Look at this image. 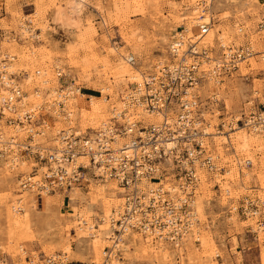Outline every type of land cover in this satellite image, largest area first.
Segmentation results:
<instances>
[{
    "label": "rangeland",
    "instance_id": "obj_1",
    "mask_svg": "<svg viewBox=\"0 0 264 264\" xmlns=\"http://www.w3.org/2000/svg\"><path fill=\"white\" fill-rule=\"evenodd\" d=\"M199 1L0 0V50L15 55L12 72L22 94L28 95L23 99L25 105L38 104L41 108L35 113L47 118L48 128L39 140L46 143L55 129L71 125L51 114L57 94L65 93L64 87L71 86L68 96L79 88L76 105L72 100L65 102L66 108H71V119L79 124L74 127L92 132L133 87L137 73H151L157 63L167 62L168 42L184 27L191 35L198 16L212 17L208 32L212 30L213 44L206 34L202 39L203 47L211 52L221 49L222 54L223 44L224 48L248 46L254 53L264 52V33L258 29L264 0H211L207 9ZM196 3L198 13L194 12ZM120 54L123 59L132 55L134 66L119 68ZM208 68L205 65L203 70ZM39 70L47 84L39 83L37 89L34 79L23 84L25 72L33 76ZM204 82L199 95L203 101L211 93L215 95L216 106L208 117L210 126H216L246 112L264 96V63L256 54L219 84ZM88 87L97 90V97L82 95L88 93ZM141 120L147 124L150 118ZM242 134L248 139L249 150L241 147ZM208 147L218 155L224 170L216 175L199 174L193 194L198 223L190 238L177 248L134 231V236L125 237L124 250L113 248L111 240L104 238L105 225L100 218L106 221L120 198L114 182L90 180L36 199L31 192L17 189L19 175L30 169L27 161L19 162L17 169L0 164V264H44L47 255H63L67 264H102L110 249L106 264H260L264 209L259 212L262 214L248 217L240 210L245 200L264 202V135L235 126L228 135L214 137ZM247 160L249 167L243 164ZM17 200H22V214L14 213ZM79 220L94 226L93 233Z\"/></svg>",
    "mask_w": 264,
    "mask_h": 264
},
{
    "label": "built area",
    "instance_id": "obj_2",
    "mask_svg": "<svg viewBox=\"0 0 264 264\" xmlns=\"http://www.w3.org/2000/svg\"><path fill=\"white\" fill-rule=\"evenodd\" d=\"M262 20L258 29L264 33V16ZM209 26L207 21L198 24L191 35L184 28L175 33L167 45V62L157 63L153 72L142 75L121 99L127 108L140 105L145 112L158 115V122L143 126L126 110L112 111L110 119L90 133L66 125L55 129L46 143L38 138L48 128L47 118L21 101L22 90L15 73L6 71L3 63L8 58L0 50V89H5L0 98V164L12 168L24 160L30 168L19 175L17 189L40 199L42 194L71 190L90 180L114 182L121 190V205L106 218L113 230L112 241L125 231L174 245L186 234L192 235L198 220L190 211V200L198 175L201 171L222 170L216 167L208 144L217 135H228L235 126L264 131V96L246 112L210 126L208 116L213 115L211 109L217 100L211 93L203 101L199 95L201 85L204 81L219 84L237 70L238 63L253 55L264 63V52L254 53L250 47L241 46L227 47L226 55L221 49L213 53L197 45ZM128 62L133 63V56ZM205 65H209L207 71L203 70ZM70 87L57 94L52 117L69 120L64 96ZM16 133H23V137L18 138ZM243 164L250 166L246 161ZM168 187L175 189L173 196ZM259 206L263 209V201L245 200L240 212L248 217ZM109 251L102 264L110 258ZM44 264L67 262L63 255H47Z\"/></svg>",
    "mask_w": 264,
    "mask_h": 264
},
{
    "label": "bare ground",
    "instance_id": "obj_3",
    "mask_svg": "<svg viewBox=\"0 0 264 264\" xmlns=\"http://www.w3.org/2000/svg\"><path fill=\"white\" fill-rule=\"evenodd\" d=\"M204 1L206 2V3H204ZM199 2H202V5L204 4V6L203 7H206V9H207V7L208 8H210L209 7V3L211 2V0H200ZM198 3H196V6H195V8H194V12L195 13H198L197 12V10H198ZM205 15H207V14H205ZM263 16H264V10H263ZM210 19H212V17H211V15H209L208 17H202V16H198V18L196 17V20H195V26H194V28H196L197 27V25L198 24H200V23H206L207 21H208V23L210 24V22H209V20ZM194 21V20H193ZM193 21L191 22L192 23V25H193ZM211 25V24H210ZM184 30H186V33H188V29L186 28L185 29V27H184ZM212 32V30H210L209 32H207L206 33V38L208 39V41L211 43V44H213V41H212V38H213V33H211ZM178 33V32H177ZM203 37L204 36H201L200 38H199V40L197 41V45H199V44H201L202 46H205V44L202 42V39H203ZM173 39V38H172ZM194 41V40H193ZM200 45V46H201ZM224 45V44H223ZM222 45V50H224V52H222V54H228V51L226 50L227 48H224L226 45H224L223 46ZM8 54H10L9 52H7V54H6V56H7V58H8V61H6V62H4L3 64H4V66H6V71H10V72H12V69H13V71L15 70V67H13V66H15V64H16V58H15V55H9L8 56ZM129 56H132V55H128L127 56V58L126 59H123L122 58V55L120 54L119 55V64H120V67L119 68H122V66H125V65H130V66H134V62L133 63H130V62H128V57ZM133 61H134V59H133ZM242 62H244V61H242ZM242 62H240V63H242ZM123 63V64H122ZM240 63H238L237 65H239ZM212 65L210 64V67H211ZM237 68H238V66H237ZM60 69V68H59ZM25 72V71H24ZM13 73V72H12ZM26 73V75H25V78H24V80H23V84H28V82H30V83H35L36 84V89L38 88V87H40V85L37 87V84H41V83H45V84H47L46 83V78H44V74H43V72H41L40 70L39 71H35L33 74V76H32V74H29L28 72H25ZM139 76H138V78L137 79H135L134 80V83L133 84H136V83H139L140 82V80H141V78H142V73H137ZM15 75V74H14ZM127 76V74H124L123 75V77H126ZM209 76V75H208ZM210 77V76H209ZM32 79H34V80H32ZM31 80H32V82H31ZM4 82H6V83H11V81L10 80H8V81H6V80H4ZM21 86V85H20ZM27 88H28V86H27ZM42 88H44V87H42ZM50 89V88H49ZM26 89H24V91H25ZM28 90V89H27ZM27 92V91H26ZM25 92V93H26ZM37 92V91H36ZM74 92H76V94L74 95H72V96H64V98L66 99V100H72L73 101V106H74V104L76 105V103H77V98L76 97H79L80 96V94H79V91H78V88H75V91ZM5 93V89H0V98L3 96L2 94H4ZM51 93H52V91H51ZM34 95H36V97H38L39 95L38 94H34ZM33 95V96H34ZM26 96H28V95H25V94H22V96H21V101L24 103V104H26L25 103V100H23V99H25L26 98ZM52 96V95H51ZM40 97V96H39ZM64 99V102L66 101ZM31 100V99H30ZM91 101V100H90ZM121 101V100H120ZM70 103V102H69ZM72 103V102H71ZM67 104V103H66ZM96 104V103H95ZM39 107V105L38 104H32V105H29L28 106V108H30V109H32V110H34L35 111V109L36 108H38ZM68 106H70V105H68ZM46 108V107H45ZM43 109V108H42ZM96 109V108H95ZM43 110H45V109H43ZM124 111V110H126V112H127V115H131V116H135L137 119H138V121H140L141 122V124L143 125V126H146L147 124H151V123H155V122H158L159 120H160V118H159V116L158 115H152V114H149V113H147V112H145V110L140 106V105H135V106H130L129 108H127V107H125L124 106V103H122V102H119V105L117 106V107H115V106H112L111 107V109H110V111L108 112V114L110 115V113L112 112V111H116V113H119V112H121V111ZM42 112V111H41ZM66 112H67V116H71L72 115V113H71V108H66ZM150 118V121L147 123V124H144V120H141V119H145L146 120V118ZM72 117H70L69 118V123L71 124V126H73L74 127V125H76L77 123H75V119H71ZM110 119V117L107 119V120H105V121H103V122H107L108 120ZM53 121V120H52ZM58 121V120H57ZM48 123V122H47ZM53 124H54V121H53ZM63 124V123H62ZM101 124V123H100ZM55 125V124H54ZM77 125H79V124H77ZM59 126V125H58ZM55 127V126H54ZM64 127V126H63ZM77 127V126H76ZM52 128V127H51ZM234 128V127H233ZM247 129H249V128H247ZM250 130H254L257 134H259V135H264V131L263 130H259V129H257V128H252V129H250ZM17 134V136H18V138H20L21 136H20V134H18V133H16ZM46 134V133H45ZM23 137V136H22ZM38 140H39V138H38ZM240 142H241V147H242V149H244V150H249V146L247 145V137H246V135L245 134H242V136L240 137ZM249 141H250V139H249ZM48 142V141H47ZM258 142V141H257ZM260 142V141H259ZM261 144V143H260ZM209 145V144H208ZM259 145V144H258ZM260 146V145H259ZM214 155V154H213ZM220 157V156H219ZM214 158L216 159V163H215V165H216V167H218V166H220V167H222L223 165H221L220 164V160H219V158H218V155H214ZM246 162H248V164L249 165H251L250 164V161L249 160H247ZM238 163V161L236 160V164ZM20 164V163H19ZM86 164V163H85ZM239 164V163H238ZM16 168V167H15ZM20 168V167H19ZM17 169V168H16ZM224 169H223V167H222V171H223ZM202 172V171H201ZM218 173V171L217 172H215V175ZM201 174V173H200ZM199 177H200V175H198V181H197V183L199 184ZM201 179V178H200ZM115 184V183H114ZM116 187V186H115ZM199 189V188H198ZM119 190V189H118ZM170 193H171V195L173 196L174 195V193H175V189H170L169 187H168V189H167ZM24 192H27V191H24ZM24 192H22V193H24ZM119 192H121V190L119 191ZM43 195V194H42ZM47 195V194H46ZM45 195V196H46ZM116 195V194H115ZM177 197H178V195H177ZM195 197V196H194ZM21 201L22 200H17V204L14 206V213L16 214V213H24V208H23V206H22V203H21ZM36 201V200H35ZM117 201L118 202H116V204L114 205V207H113V209L110 211V213H109V215L111 214V212L112 211H117V210H119V208H120V205H121V199H117ZM120 201V202H119ZM191 201V209H190V211H192V213H193V207H195V205H196V201H194V199H192V200H190ZM18 207H20V211H17V208ZM263 207H264V202H263ZM264 209V208H263ZM198 210V209H197ZM260 211H262V208L259 206V208H258V210H256L255 212L257 213V214H259V212ZM256 213H253V215H250V216H254ZM260 214H262V213H260ZM259 214V215H260ZM193 215H195L194 213H193ZM249 216V215H248ZM196 217V216H195ZM101 219V221H102V224L103 225H105L104 226V228H103V230H105L106 232V234H104V238H106V239H109V240H111V244L113 245L114 244V246H113V248H116V249H122V250H124V247L123 246H125V237L126 236H128V235H130L131 237L132 236H134V232L132 231H125L124 233L122 232L121 233V235L117 238V241L115 240V241H112L114 238L112 237V232H113V230L111 229V228H109V226H107L106 224V221H104V217H101L100 218ZM79 221H81V223H83L84 225H87V224H85V222L84 221H82V220H79ZM261 225H263V222H261L260 223ZM103 225H101V227H100V231L102 230L101 228L103 227ZM88 226V225H87ZM94 229V226H88V229H87V231H89V233L91 234V233H93L92 232V230ZM194 232V231H193ZM192 232V233H193ZM100 233V232H99ZM99 233H98V235H99ZM97 235V236H98ZM108 235V236H107ZM138 235H140V234H138ZM190 234L188 233V234H186L185 235V238L179 243L180 245L182 244V242L184 241H186L187 239H189L190 238V236H189ZM92 236H94V238H97V236L96 235H94V234H92ZM129 236V237H130ZM141 237H143V238H145V239H154L153 237H147V236H142V235H140ZM156 240V242H159V243H161V244H164V243H169V242H164L163 240H161V239H155ZM178 244V245H179ZM171 245L172 246H174L175 248H177L178 247V245L176 244V245H174V244H172L171 243ZM66 250H68V248H66ZM121 250V251H122ZM107 263V262H106ZM109 264H113L112 262H109ZM114 264H116V263H114Z\"/></svg>",
    "mask_w": 264,
    "mask_h": 264
},
{
    "label": "crops",
    "instance_id": "obj_4",
    "mask_svg": "<svg viewBox=\"0 0 264 264\" xmlns=\"http://www.w3.org/2000/svg\"><path fill=\"white\" fill-rule=\"evenodd\" d=\"M87 89V92L86 94H82L84 95L85 97H97L96 96V93H97V90L95 88H86ZM81 93V92H80ZM263 256H264V253L262 254V256L260 255V259L262 258V260L260 261V264L262 263L263 264Z\"/></svg>",
    "mask_w": 264,
    "mask_h": 264
}]
</instances>
